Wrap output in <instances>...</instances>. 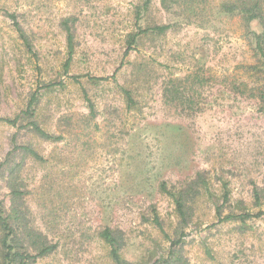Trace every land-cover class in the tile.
<instances>
[{
	"label": "rangeland",
	"instance_id": "374dc122",
	"mask_svg": "<svg viewBox=\"0 0 264 264\" xmlns=\"http://www.w3.org/2000/svg\"><path fill=\"white\" fill-rule=\"evenodd\" d=\"M200 1L189 17L180 4L152 0L138 19L142 0H0V116L16 117L38 94L44 127L65 136L47 141L30 126L0 122V164L16 145L44 157L19 152L13 160L24 163L28 223L58 244L31 264H118L100 236L107 226L121 237L124 264L168 255L167 235L182 231L181 264H264V216L243 231L217 214L218 206L223 215L264 211V111L251 91L264 85L253 34L263 27L220 12L224 0ZM6 12L17 14L29 45ZM66 19L74 36L68 68ZM163 24L172 27L141 34L126 53L130 33ZM171 79L182 80L179 101L165 96ZM123 87L133 91L132 108ZM9 173H0L8 210ZM163 183L194 188L184 228Z\"/></svg>",
	"mask_w": 264,
	"mask_h": 264
},
{
	"label": "trees",
	"instance_id": "16d2710c",
	"mask_svg": "<svg viewBox=\"0 0 264 264\" xmlns=\"http://www.w3.org/2000/svg\"><path fill=\"white\" fill-rule=\"evenodd\" d=\"M152 0H142V4L139 8H137L138 19L141 14L146 11ZM162 3L166 6H169L171 3L180 4L182 6V10L188 14L189 17L191 14L198 15L200 9V0H162ZM207 7V6H206ZM219 11L230 14H240L243 18L248 22H252L254 20H258L263 27V31L256 33L253 32L256 38V48L257 54L263 59L264 63V0H224L219 5ZM9 17L12 18L16 29L20 33V37L24 40L26 44L29 43V37L25 30L22 28V25L18 21V16L16 13L6 12ZM65 27L68 31V45H69V53L70 57L66 63V68L69 67V64L72 59V53L74 51V36L71 30V26H69V20L66 19L64 21ZM172 27L170 24L163 25H155L146 27L145 29L140 28L137 33H130L128 36V49L126 53H129L130 50L133 49V44H135L141 34H145L148 32H158L164 33ZM260 71L264 73V67L260 68ZM194 74L188 75V77L193 76ZM195 80L199 78L198 75L193 77ZM106 79L104 77L96 79L95 77H91V80H101ZM176 79V78H175ZM171 79L169 81L170 85L165 86L164 93L166 98L172 101L181 100V86L182 80L177 82V80ZM236 89H240L238 85L235 86ZM252 96H255L259 99L261 104V109L264 111V85L263 87H259V89L254 90L251 89ZM123 92L126 96L128 106L130 108L136 105V100L133 94V91L127 87H123ZM86 99L89 102V107L91 109V115L94 117L96 115L95 103L88 97L87 93L85 94ZM40 97L38 94H34L29 102V105L25 111L16 115V117H2L0 116V122H6L8 124L19 126L20 128H25L30 126V131L44 140L47 141H59L65 138L64 134H56L51 132L50 130L44 127V123L41 121V112L39 113V103ZM27 118L29 121L27 124H24L23 119ZM22 152L23 156L32 157L38 161L44 160V157L36 150V148L32 144L27 145H16L13 150L8 153V157L6 161L0 164V173L3 170L10 171V186L12 192V207L6 209L3 206V202L0 201V264H31L37 258L46 256L53 252L58 244L49 242L47 234L43 233L42 230L38 229L35 226H31L28 223L27 219V207H23L21 201H23V197L26 191L22 185V178L20 174L22 173L23 160L14 163V157ZM6 166V167H5ZM201 179V176L200 178ZM202 183L207 185L206 180L202 179ZM162 190L166 191L170 196H172L177 204V211L184 222V226L188 225L190 219V205L189 199L187 196H191V192L194 189L192 185L188 187H182L178 191H173L168 188L166 183L162 184ZM256 197L259 200L260 194L256 191ZM224 200H229V192H225ZM217 214L219 217V221H240V229L243 231L251 228L247 220L251 218L264 216V211H258L256 213H251L249 211H244L240 213L229 212L223 215V210L221 206L217 208ZM155 223L163 229V223L159 219V216L154 218ZM184 231H182L181 235L175 239H173L170 235L167 237L171 240V247L169 249L168 255H162L158 259H156L152 264H181L183 261H186L183 255V246L185 244V240L183 238ZM101 238L110 246V253L116 263L124 264L127 263L125 259L122 258L121 248L123 247L121 242V237L118 235L116 229L107 226L102 231H100ZM31 249L35 252H31ZM206 253L210 258H214L213 251L210 247L205 248Z\"/></svg>",
	"mask_w": 264,
	"mask_h": 264
}]
</instances>
